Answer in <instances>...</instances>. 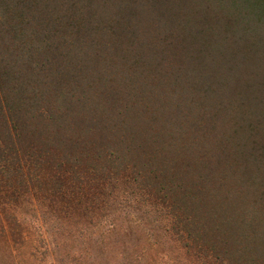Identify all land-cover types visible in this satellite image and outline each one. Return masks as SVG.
Masks as SVG:
<instances>
[{
  "label": "trees",
  "instance_id": "16d2710c",
  "mask_svg": "<svg viewBox=\"0 0 264 264\" xmlns=\"http://www.w3.org/2000/svg\"><path fill=\"white\" fill-rule=\"evenodd\" d=\"M0 129V264H264V0H0Z\"/></svg>",
  "mask_w": 264,
  "mask_h": 264
},
{
  "label": "rangeland",
  "instance_id": "374dc122",
  "mask_svg": "<svg viewBox=\"0 0 264 264\" xmlns=\"http://www.w3.org/2000/svg\"><path fill=\"white\" fill-rule=\"evenodd\" d=\"M0 132H2L1 129H0ZM131 201L128 204L121 201V203H119L118 205L115 206L114 209H119V211H117V214H116L117 218L115 220V223H116L118 229L115 232V235H112L111 237H108L105 239L103 237V240L105 241V243L108 246L111 245L112 247L115 246L116 248L117 247L121 248L123 241H126L127 245H129V243H131V242L136 243L137 240L141 239V235L139 234L140 233L139 230H137L138 231L137 235H135V233L137 231L134 234L129 235L127 237H126V235H124L125 233H127V232L124 233V230L127 231L129 227L134 229V228H136L135 224H138L137 223L138 220L135 219V217H136L135 211L136 210L133 212V214H130L132 212L129 209H138L139 206H141V205L139 204L138 206H136L137 203L131 202ZM52 207H54V206H52ZM24 209H28V212H30V215H33L32 209H51V206H50V203L46 204V203H43V201L41 200L40 203H37L34 201V203H32V204H28ZM43 220L47 222L46 218ZM40 223H41L42 227L44 226V229L47 228L45 225L42 224V222H40ZM46 231L50 232V235L52 236V238H54V242H56V244H58L59 246L62 245L61 240L58 241V238L56 237L57 236L56 231H55V229L52 228L51 225H48V228ZM97 239L100 240V236H97ZM101 239H102V237H101ZM143 240H144V236H143ZM114 251H115L114 249H111V253ZM107 257H108V254H106L104 256V259L106 261H108Z\"/></svg>",
  "mask_w": 264,
  "mask_h": 264
}]
</instances>
